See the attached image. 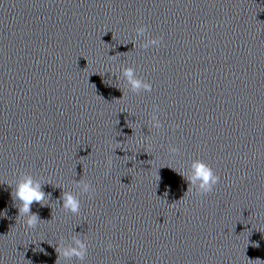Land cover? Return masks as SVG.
Segmentation results:
<instances>
[{
    "label": "clouds",
    "instance_id": "clouds-1",
    "mask_svg": "<svg viewBox=\"0 0 264 264\" xmlns=\"http://www.w3.org/2000/svg\"><path fill=\"white\" fill-rule=\"evenodd\" d=\"M136 31L138 35H144L146 28L144 26H141L138 27ZM159 44H160V38H155L149 40L144 45V47L148 48L149 46L159 45ZM124 74L132 83L134 90H140L141 88H143L145 91H151V85L149 83L134 78V73L132 69H126ZM153 118L155 119V116ZM156 126L157 127L160 126L158 122L156 123ZM173 150L175 149L173 148ZM110 165H111V161H109V166ZM195 168H196V172H195L196 177L202 181L201 189L199 193L211 192L213 186L219 182L220 177L215 175L212 172V170L207 165H204L202 162H197ZM88 187H89L88 185H85L86 190L88 189ZM15 198L19 200L22 204V207L18 208L19 215L27 214L30 216V219H28L26 222L27 227L35 228L40 223V217L31 211V206L33 205L34 202L40 204L45 198V193L43 192L41 185L36 184L35 186H33L32 180L29 178L25 182L18 185L15 192ZM64 207L68 208L73 212H77L79 211L80 206L78 200L68 195L64 197ZM77 244H78V248L68 249L64 252V255L76 256L77 258L83 259L87 254V247L80 242H77ZM107 247L108 249H111L112 247L111 243H109Z\"/></svg>",
    "mask_w": 264,
    "mask_h": 264
}]
</instances>
